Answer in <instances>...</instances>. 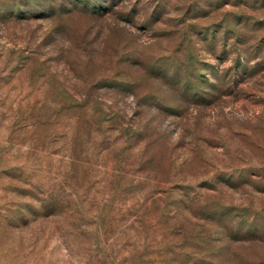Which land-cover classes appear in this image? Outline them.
I'll use <instances>...</instances> for the list:
<instances>
[{"label":"rangeland","instance_id":"rangeland-1","mask_svg":"<svg viewBox=\"0 0 264 264\" xmlns=\"http://www.w3.org/2000/svg\"><path fill=\"white\" fill-rule=\"evenodd\" d=\"M103 2L0 0V264H120L145 238L156 250L155 225L114 220L98 236L97 218L73 210H116L112 186L142 200L154 174L190 196L213 185L180 214L196 249L167 264H264V1ZM231 15L236 29L219 28ZM72 140L91 167L70 164Z\"/></svg>","mask_w":264,"mask_h":264},{"label":"trees","instance_id":"trees-1","mask_svg":"<svg viewBox=\"0 0 264 264\" xmlns=\"http://www.w3.org/2000/svg\"><path fill=\"white\" fill-rule=\"evenodd\" d=\"M15 4L14 6L18 5V0H14ZM37 1V0H34ZM75 5H83L85 8H89L92 2H98L99 5H104L105 0H72ZM204 0H188L187 3V9H199L203 10L206 9ZM215 1V2H214ZM255 1H264V0H253ZM250 0H211L210 3H212V6H220L225 5L226 3L233 4V5H240L241 3H248ZM53 2H49L51 7H54ZM92 6V5H91ZM93 7V6H92ZM13 8V7H12ZM14 9V8H13ZM95 9V8H93ZM228 9V12H231ZM245 13V12H242ZM198 15V14H197ZM196 15V16H197ZM237 15V14H236ZM231 17V18H230ZM228 17V20L222 19L220 22V27L225 29V31H228L230 29L235 30L236 28L233 26L232 21H236L237 23L240 22L239 20L235 19V17L232 15ZM194 19V18H191ZM240 19H243L241 17ZM263 21V19H261ZM192 23V22H191ZM193 25V24H192ZM227 29V30H226ZM38 119L34 120H28L26 122H22L20 124V127H26L27 129H35L37 126ZM18 126V127H19ZM17 126L13 127V130H16L18 128ZM22 129V128H20ZM6 139L12 140V134L9 135ZM71 142V153L69 154L70 157V164L73 165H79L82 164L84 167L89 168L92 166L94 161L86 158L82 155L84 153L83 151H87V148L84 144H82L80 147L78 144L74 143V140ZM73 167L75 169L76 167ZM115 166H113L114 168ZM72 169V167H71ZM250 173H256L257 175L260 174L256 170V168H251ZM113 178L110 179V182L113 184L117 183V180L119 179L118 176H123L121 173H112ZM264 175V174H263ZM121 178V177H120ZM152 178L155 180L153 183V187L150 189L148 194H143V199L141 200V194L136 197V194H132L130 196L126 195V192H117L115 189V186H112L113 194L110 197L112 201L120 202L121 205L117 206L116 210H113L112 208L102 207L101 209L95 210L94 212L92 208H86L82 206L80 203L78 206L74 207L73 210L78 214V218L81 219L84 217V213L92 215L93 217L97 218L96 223V230H93L92 232H96L99 236V232L102 229L104 233H108L110 231V228L114 224L113 221L118 220L117 224L119 225L120 232H124L126 229H128L131 226H150V224L155 225L157 228L161 230V238L157 241L155 244L157 249L153 250V242H149L148 239H143L142 243L139 244H133L132 247L126 248L127 253H124L122 255V259L120 261V264H124L123 261H126L125 264H153L154 260L153 258H149L148 260H143L144 253L151 254L154 253V251L161 253L162 262H159L158 264H167L166 258L168 259H174L180 254H188L192 255L191 252H194V249H196V245L189 242L186 238L185 231L186 226L185 223L182 221V217H180V214H183L182 210L183 208L192 207L191 205L193 203L188 202L186 199L192 200L193 202L199 201L201 198L202 192L201 190L203 188L208 189L209 187L213 186L208 180H200L197 183V190L193 191L192 196L189 195L188 190L186 189V186L188 184H184L180 180H173L171 176H161L159 174H154ZM42 195L38 197L39 199H42V207H45L44 212L42 213L43 216H49L52 214H55V205L57 204L58 198H60L59 193L52 189H47V191H44L43 189L40 190ZM37 195V194H36ZM95 195H92V198ZM29 197L32 199H35V197L31 194H29ZM136 197V198H135ZM78 201H80V196L78 198ZM127 199H130V203H128ZM49 200V202H46ZM112 206V205H111ZM226 210L224 211L225 215L234 217L233 214V208L231 205H226ZM214 209V208H212ZM216 211V210H215ZM76 214V215H77ZM197 215V214H196ZM252 216H256L255 213H252ZM35 217V216H34ZM101 223V224H100ZM81 224V222H80ZM79 225V223H78ZM81 226V225H79ZM85 228V227H84ZM99 238V237H98ZM96 242H100V239H97ZM164 260V261H163ZM186 258V262L184 264H190ZM191 264H195V261Z\"/></svg>","mask_w":264,"mask_h":264}]
</instances>
